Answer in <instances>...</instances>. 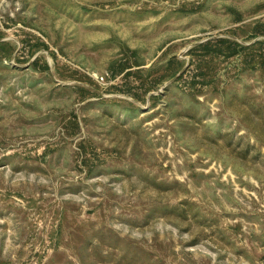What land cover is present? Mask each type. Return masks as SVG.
<instances>
[{
	"label": "rangeland",
	"instance_id": "374dc122",
	"mask_svg": "<svg viewBox=\"0 0 264 264\" xmlns=\"http://www.w3.org/2000/svg\"><path fill=\"white\" fill-rule=\"evenodd\" d=\"M0 264H264V0H0Z\"/></svg>",
	"mask_w": 264,
	"mask_h": 264
}]
</instances>
